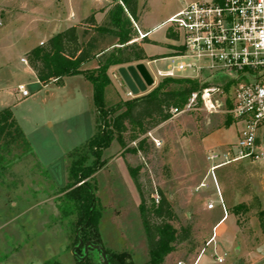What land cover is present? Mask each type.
Wrapping results in <instances>:
<instances>
[{
	"label": "rangeland",
	"instance_id": "rangeland-1",
	"mask_svg": "<svg viewBox=\"0 0 264 264\" xmlns=\"http://www.w3.org/2000/svg\"><path fill=\"white\" fill-rule=\"evenodd\" d=\"M96 1L81 0L82 14L87 15L77 24L82 41L97 35L92 25L85 22L93 8H97ZM99 1L103 7L97 10L96 24L105 25L109 20L107 11L117 0ZM189 1L213 0H138L139 19L132 20L134 27H140L139 21H144L146 30H150L147 50L154 53L152 60L161 59L149 64V69L156 72L155 83L135 95L116 68V77L112 72L113 81L106 89L107 106L148 93L163 79L157 75V68L167 69L178 61L172 60V56L180 48L165 53L168 45H180L178 39L171 38L176 31L167 21ZM65 14L67 7L62 0H0L1 23L9 16L19 22L6 30L13 44L0 42V109L12 107L33 148V154L22 159L6 158L3 166L8 169L0 167V264H46L51 260L76 263L70 219L62 217L58 191L69 180L67 154L84 144L97 129L93 86L83 74L66 76L63 84L44 85L20 60L24 50L51 33L46 26L48 18L61 20ZM29 19L36 21L37 27L27 33L22 24ZM73 19L72 16L71 22ZM61 27L59 24L57 28ZM4 28L0 25V33ZM104 37L100 38L101 47L110 51L118 45L115 36ZM158 52L161 55H155ZM95 63L89 62L85 67ZM175 77L197 78L201 83H218L227 86V91L231 89V81L222 72L188 70ZM20 83L30 90V96L18 93ZM228 116L233 118V123L227 127ZM236 122L228 111L210 114L199 106L191 112L171 116L137 139H131L132 131H127L126 146L114 139L104 150L103 157L108 162L93 179L101 209L99 229L103 247L127 252L134 264H145L149 258L140 194L130 171L132 167L137 171L146 203H158L162 191L175 213L173 225L179 230L191 227L190 240L178 243L167 256L166 264L192 263L203 248L202 264H264V258L259 259L264 243L259 220V212L264 211V158L231 160L216 169L227 212L216 226L217 218L225 210L208 173L213 164L210 155H218L215 160L219 163L227 160L225 153L233 149L243 128V123ZM263 134L261 127L259 136ZM142 138H146L144 148L134 150ZM203 181L207 186L199 188ZM211 200L215 203L213 209L208 208ZM242 203L249 210L234 213V207ZM213 233L214 241L208 244ZM218 256L224 262H219ZM96 264L103 262L97 258Z\"/></svg>",
	"mask_w": 264,
	"mask_h": 264
},
{
	"label": "trees",
	"instance_id": "trees-1",
	"mask_svg": "<svg viewBox=\"0 0 264 264\" xmlns=\"http://www.w3.org/2000/svg\"><path fill=\"white\" fill-rule=\"evenodd\" d=\"M107 12L109 20L105 25H97L94 14L86 18L85 22L91 24L97 32L88 40L82 41L79 25H73L54 34L26 54L29 65L44 85L50 82L63 84L66 76L83 74L93 86L94 104L98 112L97 129L84 144L67 154L69 180L58 191V206L62 217L70 219V237L73 238L77 253L75 264H96L97 258L100 263L103 262L100 249L89 246L86 252L85 246L89 242L103 246L99 229L101 209L93 179L96 172L108 162L103 157L104 150L114 139L126 146L125 133L129 130L132 131L131 139H137L150 128L168 120L172 116V107L184 106L194 91L210 84L201 83L192 77H164L148 93L107 106L106 89L112 83L109 70L114 66L122 67L153 59L143 47V43L149 41L148 37L141 39V43L136 40L138 33L132 20L139 19L138 0H117ZM106 35L117 38L118 45L110 51L99 44L101 37L105 38ZM93 59L97 60V67L82 68L84 63ZM232 123L233 118L228 116L227 127ZM145 144L146 138H142L134 150L143 149ZM15 150L21 151L15 153ZM28 154H33V148L12 107L0 109V167L9 156H13L10 158L16 161ZM130 171L140 194L139 207L148 243L149 258L145 264H166L167 256L175 250L176 245L190 240L191 227L179 230L173 225L175 213L162 191L159 202L148 205L137 171L132 167ZM240 210H249V206L242 203L234 207V213L238 214ZM259 220L264 233L263 210L259 212ZM106 253L110 264H134L125 251L106 249ZM46 264L62 263L51 260Z\"/></svg>",
	"mask_w": 264,
	"mask_h": 264
},
{
	"label": "built area",
	"instance_id": "built-area-1",
	"mask_svg": "<svg viewBox=\"0 0 264 264\" xmlns=\"http://www.w3.org/2000/svg\"><path fill=\"white\" fill-rule=\"evenodd\" d=\"M167 22L174 27L182 49L172 56V60L178 61L167 69H159L158 76L175 77L188 70L196 73L208 70L222 72L231 81L230 91L222 84L210 83L194 91L184 106L170 110L173 116L201 106L210 114L228 111L237 122L243 123L237 143L225 153V162H216L218 155H210L213 164L208 173L226 213L216 169L231 160L264 158V134L259 136V129L264 127V0L189 1ZM136 29L137 39L148 36L137 25ZM22 61L28 63L26 57ZM18 92L24 97L31 95L25 84L18 86ZM206 186L203 181L199 188ZM214 207V201H209L208 208ZM213 239L214 236L208 244ZM217 260L224 262L220 256Z\"/></svg>",
	"mask_w": 264,
	"mask_h": 264
},
{
	"label": "crops",
	"instance_id": "crops-1",
	"mask_svg": "<svg viewBox=\"0 0 264 264\" xmlns=\"http://www.w3.org/2000/svg\"><path fill=\"white\" fill-rule=\"evenodd\" d=\"M62 2L65 4V6L67 7V14H65V15H62V19L61 20H58V19H54V17L53 16H51V18H48V23L46 24V26H47V29L50 31L51 30V33L50 34H46V36H45V39H41L39 42H38V44H40V43H43V41L44 40H47V39H49L51 36H53L54 34H56V33H58V32H60V31H62V30H64V29H66V28H68V27H70V26H73V25H77L79 22H80V20H82L83 18H85L87 15H83L82 14V8H81V6H80V3H81V0H62ZM100 1L99 0H97L96 1V5H97V8H93V10H92V13L90 14V15H92V14H94V16H95V18L97 19V14H98V12H97V10H98V8H100V7H103V5H100V3H99ZM70 12H72V15H70L69 13ZM72 16L74 17V19H73V21L71 22V18H72ZM13 18L14 17H11V16H9L8 18L6 17V19H5V21L3 22V23H1L2 21H0V25L1 26H4L5 28H4V30L0 33V42H1V44L2 45H4V44H9V42L11 43V44H13V41L12 40H10V35L7 33V31L6 30H8V28H10V25H15V26H18V21H14L13 20ZM60 21V22H59ZM23 23V22H22ZM59 24H61L62 25V27L61 28H57L58 26H59ZM139 24H140V28L142 29V31H145V32H148V36L147 37H149L150 36V30H146V28H145V26H144V21H139ZM23 27H24V29H25V32H27V33H29V32H31V31H35L36 30V27H37V23H36V21H34V20H28V21H25L23 24ZM56 28V29H55ZM137 37H138V35H137ZM137 37H136V40H141V39H137ZM172 37H174V39H178V35H177V33H175V34H173L172 36H171V38ZM38 44H35V46H33V47H31V48H29V49H26V50H24V52H23V55L21 56V58H20V60H21V62L23 63V64H25V65H27L34 73H35V71L32 69V67L29 65V63H25L24 61H22V58L23 57H26L27 58V56H26V54H27V52H29L31 49H33L34 47H36ZM148 44L149 43H147V42H145V43H143V47H144V50H145V52H146V54L148 55V56H154L152 53H149L148 52V50H147V46H148ZM180 48V49H182V46L181 45H177V46H175V45H168V48L169 49H167L166 50V52L165 53H167V54H169V53H171L170 51H171V49L172 48ZM164 54V53H163ZM162 54V55H163ZM155 55H161V54H159V52L157 53V54H155ZM158 60H161V59H155V60H152L151 59V61H149L148 62V64L147 63H145L146 64V66L148 67V69H149V64H152V63H156ZM92 61H95L96 63H95V65H93V66H91V67H85L86 65H88V63L89 62H92ZM97 65H98V62H97V60L96 59H93V60H90V61H88V62H86V63H84L83 64V66H82V68L83 69H91V68H95V67H97ZM134 65V64H133ZM126 66H128V65H126ZM117 68V70L119 71V68L120 67H117V66H114V67H112L110 70H109V74H110V76H111V80L113 81V77H112V72H114V69H116ZM159 69H161V68H157V71L159 70ZM149 71L151 72V74L153 75V77H154V75H155V71H151L150 69H149ZM114 74V76L116 77V75H115V72L113 73ZM36 75V74H35ZM37 77V76H36ZM37 80H38V78H37ZM39 81V80H38ZM40 82V81H39ZM41 83V82H40ZM19 85H21V83L19 84ZM18 85V86H19ZM17 91H18V87H17ZM20 95H21V93L20 92H18ZM26 97H28V96H26ZM238 136H239V134H238ZM226 215H227V212L222 216V217H220V218H217V224H216V226L220 223V222H222L223 221V219L226 217ZM215 226V227H216ZM214 227V228H215ZM214 234L215 233H213V236H214ZM214 241V239L210 242V243H212ZM205 249V248H204ZM261 257L259 258L260 260H262V258H264V243H263V245L261 246ZM203 253V252H202ZM202 253H200L199 255H200V257H199V255H198V257H199V259H198V257L196 258V260L198 259V262H197V264H202V259H203V256H202ZM171 254H169V256H170ZM168 256V257H169ZM166 260H168V259H166ZM195 260V261H196ZM194 261V262H195ZM194 262H192V263H186V264H193Z\"/></svg>",
	"mask_w": 264,
	"mask_h": 264
},
{
	"label": "water",
	"instance_id": "water-1",
	"mask_svg": "<svg viewBox=\"0 0 264 264\" xmlns=\"http://www.w3.org/2000/svg\"><path fill=\"white\" fill-rule=\"evenodd\" d=\"M119 72L131 92L135 95L147 91L148 86L155 83L153 75L143 62L137 63L136 65L131 64L128 66H122L119 68ZM89 246L100 249L102 251L103 264H110L107 258L106 249L102 245H95L89 242L85 246L86 252L88 251Z\"/></svg>",
	"mask_w": 264,
	"mask_h": 264
}]
</instances>
